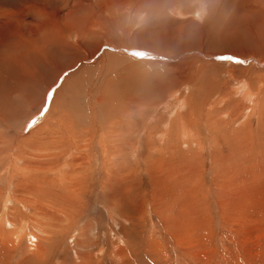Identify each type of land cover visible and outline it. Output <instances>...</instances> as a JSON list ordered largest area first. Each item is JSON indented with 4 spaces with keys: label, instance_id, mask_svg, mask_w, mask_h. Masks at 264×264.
I'll use <instances>...</instances> for the list:
<instances>
[{
    "label": "rangeland",
    "instance_id": "1",
    "mask_svg": "<svg viewBox=\"0 0 264 264\" xmlns=\"http://www.w3.org/2000/svg\"><path fill=\"white\" fill-rule=\"evenodd\" d=\"M16 1L0 264H264V0Z\"/></svg>",
    "mask_w": 264,
    "mask_h": 264
},
{
    "label": "bare ground",
    "instance_id": "2",
    "mask_svg": "<svg viewBox=\"0 0 264 264\" xmlns=\"http://www.w3.org/2000/svg\"><path fill=\"white\" fill-rule=\"evenodd\" d=\"M17 1H19V3H22V2H24V1H26V0H17ZM16 1V2H17ZM225 2V1H224ZM238 2V1H237ZM22 74V73H21ZM12 80V79H11ZM17 80V79H16ZM18 80L19 81H17V83H15L14 85H9V84H5V86H8L7 87V93H6V91H5V93H6V96L8 97V100H10V102L11 101H13V103H11L12 104V107H10L9 109V111L7 112V114L6 113H1L2 112V109L0 108V116H3V117H5V116H9V115H11V114H16V113H18L20 110L18 109V108H20V107H18V108H15V105H17V104H20V103H22L21 101L22 100H24V101H26V102H29V99L30 98H38V95H37V93H38V88L35 86V84L34 83H32V79H30L29 77H27V73L26 72H24L23 74H22V76L20 77V78H18ZM24 82H23V81ZM49 87V84L47 85V87H46V89ZM45 89V90H46ZM246 90V89H245ZM11 94H14V96L11 98ZM29 95V96H28ZM2 96V94H0V97ZM4 96H5V94H4ZM3 98V97H2ZM2 98H1V100H2ZM123 98V97H122ZM256 98V97H255ZM31 99V100H32ZM23 101V102H24ZM264 101V100H263ZM2 102V101H1ZM4 102V101H3ZM26 102H24V103H26ZM31 102V101H30ZM7 103V102H6ZM5 103V104H6ZM23 103V104H24ZM258 103V102H257ZM30 104V103H29ZM4 106V105H3ZM5 107V106H4ZM7 108V107H6ZM19 110V111H18ZM11 117V116H10ZM12 117H14V116H12ZM2 119V118H1ZM4 119V118H3ZM2 122V121H1ZM0 122V123H1ZM185 134V133H184ZM46 161V160H45ZM32 164V163H31ZM20 195V194H19ZM7 204V203H6ZM6 216V215H5ZM7 220V219H6ZM0 227L1 228H3V225H2V223H0ZM5 230V229H4ZM17 236H19L18 234H16ZM19 238H20V236H19ZM35 238V237H34ZM30 240V239H29ZM31 241V240H30Z\"/></svg>",
    "mask_w": 264,
    "mask_h": 264
},
{
    "label": "snow or ice",
    "instance_id": "3",
    "mask_svg": "<svg viewBox=\"0 0 264 264\" xmlns=\"http://www.w3.org/2000/svg\"><path fill=\"white\" fill-rule=\"evenodd\" d=\"M31 123V122H30Z\"/></svg>",
    "mask_w": 264,
    "mask_h": 264
}]
</instances>
